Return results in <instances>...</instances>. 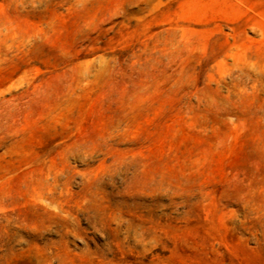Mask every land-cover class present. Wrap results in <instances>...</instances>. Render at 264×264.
Here are the masks:
<instances>
[{
	"label": "rangeland",
	"instance_id": "374dc122",
	"mask_svg": "<svg viewBox=\"0 0 264 264\" xmlns=\"http://www.w3.org/2000/svg\"><path fill=\"white\" fill-rule=\"evenodd\" d=\"M0 264H264V0H0Z\"/></svg>",
	"mask_w": 264,
	"mask_h": 264
}]
</instances>
